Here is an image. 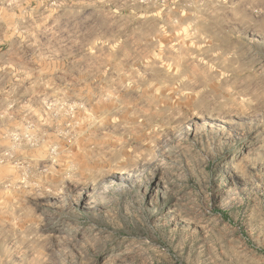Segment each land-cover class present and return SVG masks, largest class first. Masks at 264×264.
I'll use <instances>...</instances> for the list:
<instances>
[{
  "label": "rangeland",
  "instance_id": "obj_1",
  "mask_svg": "<svg viewBox=\"0 0 264 264\" xmlns=\"http://www.w3.org/2000/svg\"><path fill=\"white\" fill-rule=\"evenodd\" d=\"M0 264H264V0H0Z\"/></svg>",
  "mask_w": 264,
  "mask_h": 264
}]
</instances>
